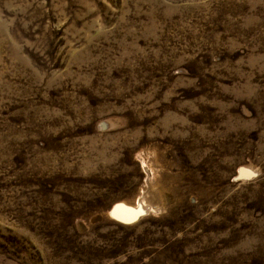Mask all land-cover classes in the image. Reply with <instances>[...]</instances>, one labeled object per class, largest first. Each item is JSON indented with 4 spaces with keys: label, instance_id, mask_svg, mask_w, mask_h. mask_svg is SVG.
Returning a JSON list of instances; mask_svg holds the SVG:
<instances>
[{
    "label": "rangeland",
    "instance_id": "rangeland-1",
    "mask_svg": "<svg viewBox=\"0 0 264 264\" xmlns=\"http://www.w3.org/2000/svg\"><path fill=\"white\" fill-rule=\"evenodd\" d=\"M0 264H264V0H0Z\"/></svg>",
    "mask_w": 264,
    "mask_h": 264
},
{
    "label": "bare ground",
    "instance_id": "bare-ground-1",
    "mask_svg": "<svg viewBox=\"0 0 264 264\" xmlns=\"http://www.w3.org/2000/svg\"><path fill=\"white\" fill-rule=\"evenodd\" d=\"M116 214H117V212H116Z\"/></svg>",
    "mask_w": 264,
    "mask_h": 264
}]
</instances>
